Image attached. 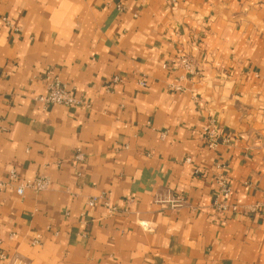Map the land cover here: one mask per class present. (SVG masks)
<instances>
[{"label": "crops", "instance_id": "crops-1", "mask_svg": "<svg viewBox=\"0 0 264 264\" xmlns=\"http://www.w3.org/2000/svg\"><path fill=\"white\" fill-rule=\"evenodd\" d=\"M48 70L83 104L40 102ZM213 123L229 140L210 149ZM11 169L51 185L0 191L9 256L264 264V0H0V179Z\"/></svg>", "mask_w": 264, "mask_h": 264}, {"label": "built area", "instance_id": "built-area-1", "mask_svg": "<svg viewBox=\"0 0 264 264\" xmlns=\"http://www.w3.org/2000/svg\"><path fill=\"white\" fill-rule=\"evenodd\" d=\"M6 20V19H5ZM183 67L189 73L194 72L193 64L189 57L185 54L178 56L177 62L172 65V68ZM44 79L46 82V93L38 96V100L47 105H64L68 107H76L82 105V100L78 99L72 91H70L67 85L56 75L52 70H48ZM118 79H115L117 81ZM141 84L145 85L144 82ZM176 90H181V87H176ZM206 145L210 149L216 148L222 143H227L229 138L227 135L220 133L219 128L213 123L205 129ZM74 158L78 161L84 159V155L81 151H77ZM218 185V191L214 201V207L219 211L221 216H225L230 210H236L237 207L229 203L232 189L227 178L223 175L216 177ZM51 185V179L47 175H40L34 179H19L16 169H11L3 179H0V191H6L8 189L14 190L19 196L25 195L27 191H31L35 194L47 191ZM99 200L103 201L104 206L109 210L110 214H114L118 211L115 206H112L105 197H92L86 201L88 207H95ZM173 207L180 206L182 198H171L167 200ZM40 238L38 237L34 244H39ZM0 264H32L31 261L25 259L20 255L9 256L4 252H0Z\"/></svg>", "mask_w": 264, "mask_h": 264}]
</instances>
